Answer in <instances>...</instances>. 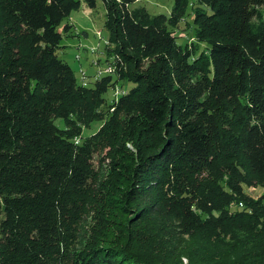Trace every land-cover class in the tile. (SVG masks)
Masks as SVG:
<instances>
[{
    "label": "trees",
    "instance_id": "trees-1",
    "mask_svg": "<svg viewBox=\"0 0 264 264\" xmlns=\"http://www.w3.org/2000/svg\"><path fill=\"white\" fill-rule=\"evenodd\" d=\"M97 1L0 0V264H160L127 248L157 211L188 264H264V0H103L113 71L81 85L58 51Z\"/></svg>",
    "mask_w": 264,
    "mask_h": 264
},
{
    "label": "rangeland",
    "instance_id": "rangeland-1",
    "mask_svg": "<svg viewBox=\"0 0 264 264\" xmlns=\"http://www.w3.org/2000/svg\"><path fill=\"white\" fill-rule=\"evenodd\" d=\"M193 1L190 0L191 3ZM136 2L131 6L132 9L145 7L151 15H166L169 17L172 13L175 0H137ZM186 21L190 24L187 30L184 33L182 31L177 32V34H182L185 40L191 42L195 40V33L193 32L194 16L191 7H189L187 16L182 22L183 26L186 25ZM67 22L74 26L73 33L69 37L63 36L58 55L60 59L71 66L79 84H83L82 73H84L86 84L93 85L99 72H104L108 67V60H113V57H110L106 51L109 32L105 28L106 8L103 0L97 1V7L93 11L86 7L74 11ZM199 45L200 53L205 48V45L203 43ZM95 63L98 65L95 66ZM131 87L130 83H124V89L118 86L117 91H119V94H123ZM106 99L108 103L115 100L114 89L108 92ZM55 125L58 128L64 129L65 121L57 118L55 119ZM100 127L101 123H94L91 128L83 130V136L88 137L93 135ZM99 156L100 153H96L95 165ZM248 191L254 197L260 196L263 192L259 188H251ZM238 229L244 230L243 228ZM182 233L183 228H180V222L175 216L162 215L157 211L156 214L143 218L131 227L127 248L130 251L150 258L155 263L170 264L176 262V264H188V260L185 258L186 255L184 256L183 252L186 254L189 252L190 257L195 258L197 255L195 247L201 245L198 242H201L203 237L202 234L183 237ZM259 234V231H255V236L247 237V240L250 239L251 241L260 243L259 238L256 237ZM192 247L193 249H191ZM201 253L202 251L200 250L199 254Z\"/></svg>",
    "mask_w": 264,
    "mask_h": 264
},
{
    "label": "built area",
    "instance_id": "built-area-1",
    "mask_svg": "<svg viewBox=\"0 0 264 264\" xmlns=\"http://www.w3.org/2000/svg\"><path fill=\"white\" fill-rule=\"evenodd\" d=\"M78 59H79V58H78ZM95 64H96V63H95ZM95 66H97V64H96ZM112 71H113V69H112L111 67H107L106 70H105L104 72H105V73H109V72H112ZM102 73H103V72L100 71L97 77H99ZM82 81H83V84L86 85V82H85V81H86V76H85L84 73H82Z\"/></svg>",
    "mask_w": 264,
    "mask_h": 264
}]
</instances>
